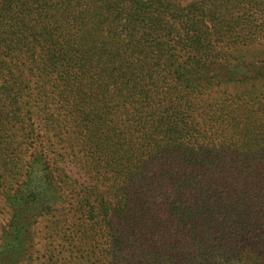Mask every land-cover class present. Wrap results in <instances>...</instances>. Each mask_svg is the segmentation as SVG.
<instances>
[{"label":"rangeland","instance_id":"rangeland-1","mask_svg":"<svg viewBox=\"0 0 264 264\" xmlns=\"http://www.w3.org/2000/svg\"><path fill=\"white\" fill-rule=\"evenodd\" d=\"M131 3L124 0L126 6ZM151 7L154 19L148 18L147 34H137L135 17L124 18L120 44L128 48L136 73L126 77L131 83L121 94L112 90V97L97 103L102 118L67 134L73 154L67 142L58 145L54 131L45 134L36 110L31 113L38 99L19 93V85H9V76H0V90L18 98L17 104L6 99L9 110L19 114V121L4 118L7 123L0 124V264H137L106 232L107 222L91 214L95 202L85 201L89 190H100L117 202L128 184L157 202L155 211L170 210L171 229L182 230L174 220L185 208L184 218L197 230L184 229L182 241L173 245L174 256L184 264H238L244 249L260 245L264 250V204L251 229L237 226L214 205L223 186L210 189L202 179L222 183L227 175L238 188L248 182L264 187V0H152ZM195 32L203 36L200 53L189 43ZM193 59L216 61L212 68L220 77L195 88L178 81V69ZM186 101L191 111L182 114L186 122L218 137L226 151L212 159L214 172L189 171L176 160L172 169L182 181L174 180L164 191L147 187L146 193L140 179L133 180L136 176L129 183L124 165L139 166L137 144L141 148L146 134H152L149 140L161 138L165 128L141 112L151 103L163 123L172 111H182ZM35 155L46 165L28 167ZM157 169L161 172L160 165ZM205 201L212 214L196 215Z\"/></svg>","mask_w":264,"mask_h":264},{"label":"trees","instance_id":"trees-1","mask_svg":"<svg viewBox=\"0 0 264 264\" xmlns=\"http://www.w3.org/2000/svg\"><path fill=\"white\" fill-rule=\"evenodd\" d=\"M151 1L131 0V5L126 6L124 0H0V76H9V85H19V93L27 91L29 96L38 99V106H33L31 113L36 110L34 113L43 124L45 134L49 136V131H54L58 145L67 142L73 148L72 154L74 147L67 134L87 126V122L95 121L97 116L102 118L97 103L106 96L112 97V90L114 95L121 94L120 91L131 83L126 77L135 74L136 70L128 48L120 44L123 42L120 28L125 17H135L134 23L140 28L137 34H147L151 25L148 18L154 19L152 7L148 10ZM202 40V34L196 32L189 40L192 49L198 53ZM192 61L189 62L191 67L188 68L187 63L178 69L177 79L181 83L195 88L220 77V72L215 73L217 68H212L216 61ZM134 85L138 86V82ZM140 94L143 95V92ZM7 98L15 104L18 102L16 93L10 96L0 90V124L3 127L7 123L4 118L19 121L17 111L9 110L11 104H7ZM170 98L176 102V99ZM141 113H149L165 129L161 138L149 140L152 134L145 133L143 139L146 141L142 142L141 148L137 144L141 156L136 159H139L140 165H124L126 175L130 176L129 183L136 176L137 179L133 180L137 182L140 179L146 193L149 191L147 187L164 191L167 186H174V180L182 181L181 173L175 174L172 169L176 160L189 171L193 167L200 173L206 170L214 172L209 168L212 159L221 157L226 148L218 137L205 134L199 124L190 126L186 122L182 114H191L188 101L182 111H172L163 123L151 103ZM130 158L128 154L127 160ZM46 163L35 155L28 167H41ZM157 165H160L161 172ZM226 176L223 175L222 183L202 179L210 183L207 185L210 189L213 185L223 186L220 191L222 198L215 199L214 205L223 211L224 216L237 226L251 229L260 204H264V187L248 182L238 188L227 181ZM125 188L128 190L117 202L112 201L114 195L110 192L89 190L85 201L95 202L91 214L107 222L110 230L106 232L111 233L112 240L118 244L117 247H121L128 260L134 259L137 264H184L182 258L174 256L173 245L182 241L184 229L197 230L192 228L189 217L184 218L185 208H180L179 219L174 220L177 226L183 227L182 230L171 229L173 226L166 217L170 212L167 207L155 211L153 207L157 202L141 197L131 184ZM24 204L20 205L22 213ZM203 204V208L195 211L196 215H211L209 202ZM88 205L92 206V202ZM169 216L173 219L174 213ZM100 230L104 231V228ZM238 264H264V250L260 245L244 249Z\"/></svg>","mask_w":264,"mask_h":264}]
</instances>
